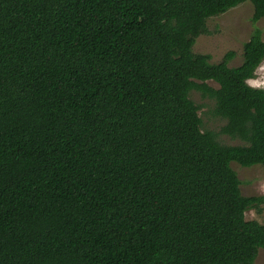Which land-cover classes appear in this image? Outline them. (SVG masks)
I'll return each instance as SVG.
<instances>
[{
	"label": "trees",
	"instance_id": "trees-1",
	"mask_svg": "<svg viewBox=\"0 0 264 264\" xmlns=\"http://www.w3.org/2000/svg\"><path fill=\"white\" fill-rule=\"evenodd\" d=\"M246 2L264 19V0H0V264L256 263L264 196L231 165L264 167L262 31L238 67L193 52Z\"/></svg>",
	"mask_w": 264,
	"mask_h": 264
},
{
	"label": "rangeland",
	"instance_id": "rangeland-1",
	"mask_svg": "<svg viewBox=\"0 0 264 264\" xmlns=\"http://www.w3.org/2000/svg\"><path fill=\"white\" fill-rule=\"evenodd\" d=\"M254 7L246 2L228 12L210 18L207 21L208 33L201 35L193 46L196 54L210 55L212 64L221 63L225 56L233 52L235 57L230 61V67H238L243 62L244 45L250 40L256 28L262 31L264 40V19L253 23ZM264 61L256 71V77L252 80L264 78ZM214 88H218L215 82H208ZM264 89V88H262ZM191 98L201 107L199 115L203 121V131L220 133L226 125V121L214 114L215 102L205 99L200 93L193 91ZM219 141L225 145H242L239 140L220 134ZM232 169L237 173L241 182V192L245 197L264 196V167L253 166L244 168L237 163H232ZM247 220H256L264 223V205L260 213L250 210L246 213ZM255 264H264V250H260Z\"/></svg>",
	"mask_w": 264,
	"mask_h": 264
},
{
	"label": "clouds",
	"instance_id": "clouds-1",
	"mask_svg": "<svg viewBox=\"0 0 264 264\" xmlns=\"http://www.w3.org/2000/svg\"><path fill=\"white\" fill-rule=\"evenodd\" d=\"M261 70L264 71V69H261ZM247 83L249 84V86L253 88H264V78L257 79V80L249 79Z\"/></svg>",
	"mask_w": 264,
	"mask_h": 264
}]
</instances>
